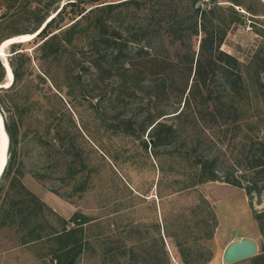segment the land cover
Masks as SVG:
<instances>
[{"label":"rangeland","instance_id":"obj_1","mask_svg":"<svg viewBox=\"0 0 264 264\" xmlns=\"http://www.w3.org/2000/svg\"><path fill=\"white\" fill-rule=\"evenodd\" d=\"M68 1L0 0V76L2 72L4 76L0 86L8 88L13 81L7 76L5 63L21 64L23 71L19 89L0 90V105L6 117H11L12 102L29 107L23 120L29 129L28 138L35 135L39 123L34 120L35 113L39 120L48 117L47 123L59 117L68 139L74 138L76 144L75 149L68 144L61 147L59 164L52 148L41 149V157L36 148L20 144L17 163L0 190V212L7 211L16 199L15 187L20 182L49 207L45 212L47 235L61 230L63 221L66 223L73 216L77 217L74 225L88 221L79 226L84 246L76 264L169 263V254L167 257L158 249L162 240L156 232L161 226L174 232L175 240L188 249L189 264H216L222 260L226 247L241 239L255 243L257 251L249 261L258 263L254 259L264 256L263 195L252 193L249 201L244 189L222 180L172 194L185 179L170 169L187 164L164 156L170 147L146 149V134H117L101 126L99 111L91 108L95 99L88 96L86 88L91 90L88 84L93 74L83 76L84 96L81 88H69L58 61L40 59L36 48L39 39L32 40L33 34ZM239 2L241 7H235L239 22L231 25L221 49L243 65L253 61V66L243 69V97L234 96L239 109L223 110V120L219 119L217 125L209 124L203 139L212 148L211 154L220 156L219 167L234 171L236 176L246 172L243 169L249 146L255 144L260 149L258 143H264V0ZM6 40L11 41L3 47ZM168 41H164L162 52L171 58L178 56V44L172 46ZM193 48H198V41L191 42L189 52ZM223 102L229 105L227 99ZM234 118L239 119L234 122ZM23 131L22 127L20 140ZM155 151L158 159L164 160V173L158 170ZM241 180L244 186L246 182ZM254 211L263 215L262 224L253 218ZM65 228H73V224ZM21 236L14 227H0V264H56L50 254L54 238L21 245ZM141 242L151 255H145L146 249L141 254Z\"/></svg>","mask_w":264,"mask_h":264},{"label":"trees","instance_id":"obj_2","mask_svg":"<svg viewBox=\"0 0 264 264\" xmlns=\"http://www.w3.org/2000/svg\"><path fill=\"white\" fill-rule=\"evenodd\" d=\"M240 4L239 0H69L32 40L39 39L36 48L40 59L59 62L71 90L81 88L85 96L83 76L93 74L88 84L91 90L86 88L88 96L95 99L91 108L99 111L101 126L117 134H146V149L170 147L164 156L187 164L170 169L185 179L172 194L222 180L244 189L251 201L252 193L264 196V143H258L260 149L255 144L249 146L243 169L246 172L236 176L234 171L219 167L220 156L212 155V148L203 140L208 125L223 120V110L239 109L234 96L243 97V69L253 66V61L243 65L221 49L231 25L239 22L235 7H241ZM166 39L172 46L178 44V56L171 58L162 52ZM193 40L198 41V48L189 52ZM9 65L13 81L2 89H19L22 65ZM3 77L2 72L0 84ZM226 99L229 105L223 102ZM10 109L7 123L11 152L0 190L17 163L20 144L36 148L41 157V149L52 148L58 164L63 154L61 147L76 146L74 138L68 139L70 136L63 131L59 117L47 123L48 117L39 120L35 113L34 120L39 123L35 135L28 138L29 129L24 127L23 120L30 108L12 102ZM238 119L234 118V122ZM154 154L158 170L166 172L164 160L158 159L156 151ZM241 177L246 182L244 186ZM15 188L16 199L7 211L0 212V227H14L22 233L21 245L54 238L51 260L56 264H76L82 249L79 226L88 221L74 225L77 217L73 216L66 223L63 221L61 230L47 235L45 212L49 207L22 183L18 182ZM262 217L253 212L259 224ZM70 223L73 228L66 229ZM254 260L259 261L254 264H264V256Z\"/></svg>","mask_w":264,"mask_h":264},{"label":"water","instance_id":"obj_3","mask_svg":"<svg viewBox=\"0 0 264 264\" xmlns=\"http://www.w3.org/2000/svg\"><path fill=\"white\" fill-rule=\"evenodd\" d=\"M39 32L34 33L37 35ZM3 66V63H2ZM5 88L0 86V89ZM0 124L2 131L6 137V146H5V159L3 165L0 169V184L4 178L6 168L9 162V156L11 152V135L7 123V117L3 111V108L0 105ZM0 145H1V134H0ZM257 247L251 239H241L236 242H231L225 249L222 261L225 264H233L242 260H246L255 256Z\"/></svg>","mask_w":264,"mask_h":264},{"label":"crops","instance_id":"obj_4","mask_svg":"<svg viewBox=\"0 0 264 264\" xmlns=\"http://www.w3.org/2000/svg\"><path fill=\"white\" fill-rule=\"evenodd\" d=\"M156 235H157V238H160V241L162 240L161 241L162 243L161 245H159L160 247H158V249H162L163 254L166 252L165 255L167 257H168L167 254H169L170 256V260L168 258L169 263H166V264H174L171 262V260L174 261L175 264H189V262H187V259L190 256L187 254L189 251L188 249H183L182 246H180L181 244L175 240L176 234L174 232L173 233L168 232L166 231L164 227L161 226L160 228H157ZM208 237L209 239L212 237L211 232L209 233ZM163 243L165 247H163ZM140 244H141L140 249H142L141 250V254H142L145 252V249L147 251L148 247L145 246L142 242ZM83 246L84 245H82L81 253L83 251ZM149 254L151 255L152 253L147 251L145 255H149ZM180 259L181 261H179ZM145 264H148V263L146 262ZM216 264H225V263L221 260L220 262H217ZM233 264H251V263L249 259H246V260H242V261H239Z\"/></svg>","mask_w":264,"mask_h":264},{"label":"bare ground","instance_id":"obj_5","mask_svg":"<svg viewBox=\"0 0 264 264\" xmlns=\"http://www.w3.org/2000/svg\"><path fill=\"white\" fill-rule=\"evenodd\" d=\"M28 37V36H27ZM27 39V38H26ZM22 40V39H21ZM11 40H6L4 43H3V47H5L6 45L9 44ZM1 55H5V53L3 51H1ZM5 67H6V70L8 72V75L9 78L12 79L13 77V74H12V71H11V68H10V65H8L7 63L4 64ZM0 134H1V145H0V169L3 165V162H4V159H5V146H6V137L2 131V128H1V124H0Z\"/></svg>","mask_w":264,"mask_h":264}]
</instances>
